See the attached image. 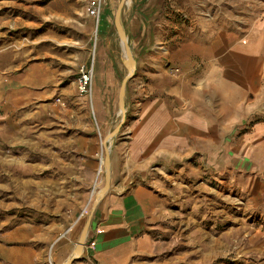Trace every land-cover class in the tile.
<instances>
[{"label":"rangeland","instance_id":"1","mask_svg":"<svg viewBox=\"0 0 264 264\" xmlns=\"http://www.w3.org/2000/svg\"><path fill=\"white\" fill-rule=\"evenodd\" d=\"M105 1L0 0V264H41L38 253L44 256L56 241L59 219L80 204L77 140L94 118L91 91L81 94L77 82L82 68L93 69L92 82L100 69L98 26ZM120 1L112 0L113 28L103 65L125 78L122 37L114 20ZM129 4L118 19L135 72L152 52L158 71L178 70L169 64V26L177 30L182 22L228 21L240 31L257 20L264 28V0ZM144 25L150 26L148 36L168 37V50L146 40ZM117 112L122 119L121 107ZM160 179V198L151 210L154 248L148 258L154 264H264V223L258 213L244 212L242 192L224 171L205 162L197 170L170 171ZM11 233L28 235L29 246L8 238ZM25 247L29 259L21 251Z\"/></svg>","mask_w":264,"mask_h":264},{"label":"crops","instance_id":"2","mask_svg":"<svg viewBox=\"0 0 264 264\" xmlns=\"http://www.w3.org/2000/svg\"><path fill=\"white\" fill-rule=\"evenodd\" d=\"M104 5L98 26L100 69L91 91L94 122L84 126L86 132L77 140L83 195L80 204L59 219L56 241L44 256L38 253L41 264H65L76 256L92 203L105 184L106 175H97L96 154L121 123L117 107L124 77L103 65L113 28L112 0ZM149 27L143 26L146 40H157L165 48L168 37L148 36ZM166 29L173 33L169 64L178 70L158 71L152 52L129 80L124 94L127 115L109 141L110 183L72 264H154L148 258L154 248L151 210L160 198V178L170 171L197 170L205 162L226 173L242 192L244 212L258 213L264 223L262 24L252 20L238 31L228 21L213 25L200 20ZM7 237L29 246L28 235ZM21 251L29 259L28 247Z\"/></svg>","mask_w":264,"mask_h":264},{"label":"water","instance_id":"3","mask_svg":"<svg viewBox=\"0 0 264 264\" xmlns=\"http://www.w3.org/2000/svg\"><path fill=\"white\" fill-rule=\"evenodd\" d=\"M128 4H126V0H121L119 2V6L115 12V17H114V20H116V28H117V31L119 33V35H121L123 41V45L125 47V49L127 50V56L125 57V66L127 67V70H128V75L123 79V83L121 85V88H120V92H119V97H120V102H121V110L122 112H124V115L121 119V123L119 124V126L117 127V129L110 133L105 139H104V151H105V164H106V172H105V184L103 186V188L98 191V193L96 194V197L92 203V209L90 211V214L89 216L87 217L86 219V223L84 225V228L81 232V235H80V241H79V244H78V247L76 249V256L75 257H72L71 259H69L65 264H72L74 262V260L76 259V257L80 254V252L82 251L83 249V246L85 244V241H86V235H87V232H88V229L90 227V220L92 218V215H93V212L95 210V208L97 207V203L99 202V200L105 195L106 191H107V188L109 186V183H110V159H109V155H110V144H109V141L110 139L117 133L119 132L120 130V127L122 125V123L124 122V119H125V116H126V108H125V97H124V94H125V85L126 83L128 82V80L130 78L133 77L134 73H135V61H134V56H133V51L130 50V47L128 45V38H127V35H125V32L123 31V29L121 28V26L119 25V17L120 15L122 14V11L123 9L127 6ZM122 45V44H121Z\"/></svg>","mask_w":264,"mask_h":264},{"label":"built area","instance_id":"4","mask_svg":"<svg viewBox=\"0 0 264 264\" xmlns=\"http://www.w3.org/2000/svg\"><path fill=\"white\" fill-rule=\"evenodd\" d=\"M93 14H95L96 16H99L100 14V9L98 8H94L92 11ZM185 20H189V17L184 16ZM165 50V48H162V50ZM173 70H177V69H173ZM92 79H93V69H89V68H82L80 70V76L78 78V89L79 92L81 94H85L87 95V93H90V91H92ZM101 150L96 154V157L98 159L99 162V166L97 169V175L98 178H100L103 173V169H104V165H105V159H104V148H103V144L101 145ZM94 194V193H93Z\"/></svg>","mask_w":264,"mask_h":264},{"label":"bare ground","instance_id":"5","mask_svg":"<svg viewBox=\"0 0 264 264\" xmlns=\"http://www.w3.org/2000/svg\"><path fill=\"white\" fill-rule=\"evenodd\" d=\"M129 3H130V0H127V1H126V4H128V6L130 5ZM122 41H123V39H122ZM121 49L123 50V56H124V58H125V57L127 56V50L125 49L123 43H122V45H121Z\"/></svg>","mask_w":264,"mask_h":264}]
</instances>
